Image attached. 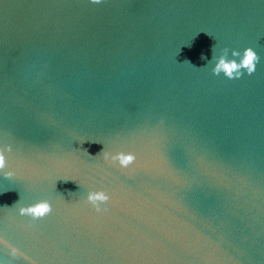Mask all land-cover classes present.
Returning <instances> with one entry per match:
<instances>
[{"label":"water","instance_id":"1","mask_svg":"<svg viewBox=\"0 0 264 264\" xmlns=\"http://www.w3.org/2000/svg\"><path fill=\"white\" fill-rule=\"evenodd\" d=\"M8 147L0 264H264V0H0Z\"/></svg>","mask_w":264,"mask_h":264},{"label":"clouds","instance_id":"2","mask_svg":"<svg viewBox=\"0 0 264 264\" xmlns=\"http://www.w3.org/2000/svg\"><path fill=\"white\" fill-rule=\"evenodd\" d=\"M92 2L99 3L100 0H92ZM227 55L228 50L225 49L224 54H222L218 58H215V64L212 68V73L214 75H219L220 73H223L224 76L229 79L240 78L243 74L242 70H246V73L251 75L255 71L256 64L259 60L257 54L251 48L244 49L242 54L235 50L231 52V56L234 58H239V62H237V59H228ZM201 59H205V57L201 56ZM212 59L214 58L212 57ZM211 60H208L207 62ZM10 151V147L0 150V171H3L6 167L5 152ZM101 152H103V150ZM105 159L110 160L114 164L118 163L120 167H127L134 161V156L132 154L124 153H116L114 155L105 154ZM4 175L8 178L11 177L12 173L4 172ZM108 199L109 196L102 191L89 192L87 194V201L93 206H96L98 202H106ZM50 211L51 206L47 201H39L28 207H21L18 210L20 215H29L33 219L43 218L46 214L50 213ZM97 211H99V208H97Z\"/></svg>","mask_w":264,"mask_h":264}]
</instances>
